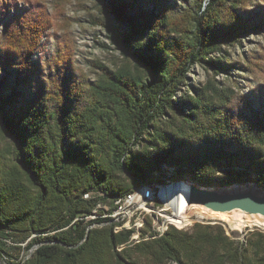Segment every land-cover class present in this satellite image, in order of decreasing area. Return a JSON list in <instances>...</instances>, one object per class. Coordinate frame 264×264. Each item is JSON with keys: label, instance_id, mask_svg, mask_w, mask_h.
<instances>
[{"label": "trees", "instance_id": "1", "mask_svg": "<svg viewBox=\"0 0 264 264\" xmlns=\"http://www.w3.org/2000/svg\"><path fill=\"white\" fill-rule=\"evenodd\" d=\"M101 1L109 21L100 25L129 65L91 82L70 45L45 68L34 63L46 11L1 0L0 136L10 156L0 160V264H264V232L244 242L195 223L157 236L149 216L138 231H115L121 224L98 209L111 215L141 185L179 180L264 190V112L232 86L231 71L248 73V60L223 50L264 31V5ZM195 65L224 73V88L186 84Z\"/></svg>", "mask_w": 264, "mask_h": 264}, {"label": "rangeland", "instance_id": "2", "mask_svg": "<svg viewBox=\"0 0 264 264\" xmlns=\"http://www.w3.org/2000/svg\"><path fill=\"white\" fill-rule=\"evenodd\" d=\"M17 8L42 7L48 18L50 19V27L43 36L40 47L33 55V62L38 63L44 68L51 63L52 56L56 49L64 45H70L73 64L76 72L87 78L91 82H95L103 73V70L116 71L122 66L129 65L119 51L113 46L109 39L106 29L100 25V22L109 21L108 18L100 13L103 1L101 0H11ZM193 0H172V5H175L177 10L181 11L186 4L191 5ZM241 5H250L248 10L252 11L256 4L264 5V0H240ZM246 2V3H245ZM1 3V0H0ZM248 3V4H247ZM183 6V7H182ZM115 24H117L115 22ZM118 25V24H117ZM2 27L0 26V34ZM229 54L233 61H244L246 58L249 62L250 69L237 72L231 71V74L236 76L237 86L233 85V89L238 95L239 100H249L253 102L254 107L264 112V31L250 33L241 39V44L234 47L223 48ZM218 56V55H217ZM47 64V65H46ZM239 73V75H237ZM226 75L219 73L218 76L212 72H205L199 66L195 65L188 73V81L191 87L200 88L208 81H216V86L224 88L223 84L226 81ZM4 76L0 74V93L5 90ZM187 92L191 94L189 88ZM239 100L234 104L236 109H241L242 105ZM9 145L0 136V160L2 163H7L9 158ZM160 182V180H158ZM166 185V184H165ZM163 185L146 186V193H155ZM90 195V194H89ZM119 203V202H115ZM178 207V206H177ZM176 207V211H177ZM104 216L107 206H98ZM154 212H150V211ZM157 211V212H155ZM157 213V214H156ZM150 214V215H149ZM173 209L166 207L159 198L155 199V195L151 204L138 213L132 220V215L127 217L120 223L121 228L135 229L138 223L146 216L151 218L152 226L161 232L165 226L172 225L177 229H189L195 223L202 224H219L224 228L226 235L235 240L246 241V239L255 232H264V224H250L243 228H231L227 223L218 219H208L200 215H192L188 220L189 224L178 228L172 223L168 224L167 217L172 216ZM97 217L94 215L92 218ZM118 229V227L116 228ZM134 235L133 239H136Z\"/></svg>", "mask_w": 264, "mask_h": 264}, {"label": "water", "instance_id": "3", "mask_svg": "<svg viewBox=\"0 0 264 264\" xmlns=\"http://www.w3.org/2000/svg\"><path fill=\"white\" fill-rule=\"evenodd\" d=\"M175 183L181 185L178 191L177 217L189 219L192 215L198 214L204 218L221 220L231 228L264 224V190L257 188L255 184L209 188L179 180L167 187ZM161 190L155 191V199L161 200L159 196ZM93 226H89L88 230ZM36 248L34 247L30 254Z\"/></svg>", "mask_w": 264, "mask_h": 264}, {"label": "bare ground", "instance_id": "4", "mask_svg": "<svg viewBox=\"0 0 264 264\" xmlns=\"http://www.w3.org/2000/svg\"><path fill=\"white\" fill-rule=\"evenodd\" d=\"M168 183V182H167ZM170 184L172 183H168L166 185H163L161 186V188L159 190H161L159 196L163 202L164 205H166V207L168 208H172L173 209V214L172 216H169L167 217L168 219V224L172 223L173 225L177 226L178 228L180 227H183L187 224L190 223V221L188 219H185V218H180L179 216L177 217V211H176V207L178 206V203H179V198H178V191L180 189V186L181 185H177L176 183L174 185H172L171 187H167L169 186ZM141 188V192L144 196H152V198H147L146 201H141L140 204H136L135 206H133V213L135 214L136 212L138 213L139 211H141L142 209H145L147 206H149L151 204V201L155 195V193L153 192V194H149L146 193V186L143 185ZM138 192H139V188L137 190H135L133 193L131 194H128L125 196V198L123 199H118L117 201L115 202H124V200H126L129 196L131 195H138ZM92 194V193H91ZM91 197V196H90ZM84 198H89V193L87 194H84ZM177 210H178V207H177ZM151 213L154 212L153 210L150 211ZM157 212V211H155ZM157 214V213H156ZM130 215H132V211H125L124 214H122L120 217H116L114 218L113 220H111L110 223L112 222H121L123 220H125L127 217H130ZM150 215V214H149ZM144 225V219L142 218V221L138 223V226L137 228L135 229L134 227H131V228H134L136 231H138L140 228H142ZM155 226H152V230L153 232L157 233L159 235H162L166 230H167V226L164 227V229L159 232L158 229L154 228ZM117 228V227H116ZM115 228V231H118V230H121L122 228L120 226H118V229ZM131 228H123V229H131ZM137 235V234H135ZM134 237V236H133ZM137 238V237H135ZM135 240V239H134Z\"/></svg>", "mask_w": 264, "mask_h": 264}, {"label": "built area", "instance_id": "5", "mask_svg": "<svg viewBox=\"0 0 264 264\" xmlns=\"http://www.w3.org/2000/svg\"><path fill=\"white\" fill-rule=\"evenodd\" d=\"M147 198H152V196H144L141 192V188H139L138 195L129 196L124 202L114 203L116 209L111 213V215L105 214L103 217H110L113 220L116 217H120L125 211H132V220L135 217L133 213V206L136 204H140L141 201H146ZM158 236V232L156 233Z\"/></svg>", "mask_w": 264, "mask_h": 264}]
</instances>
